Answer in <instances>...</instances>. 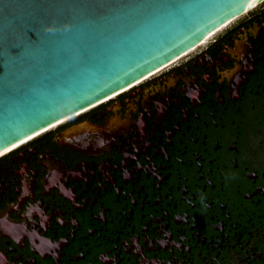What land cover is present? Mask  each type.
<instances>
[{
  "label": "flooded vegetation",
  "instance_id": "af4514ba",
  "mask_svg": "<svg viewBox=\"0 0 264 264\" xmlns=\"http://www.w3.org/2000/svg\"><path fill=\"white\" fill-rule=\"evenodd\" d=\"M151 262L264 264V0L0 157V264Z\"/></svg>",
  "mask_w": 264,
  "mask_h": 264
},
{
  "label": "water",
  "instance_id": "95a60500",
  "mask_svg": "<svg viewBox=\"0 0 264 264\" xmlns=\"http://www.w3.org/2000/svg\"><path fill=\"white\" fill-rule=\"evenodd\" d=\"M255 1L0 0V153L134 87Z\"/></svg>",
  "mask_w": 264,
  "mask_h": 264
},
{
  "label": "bare ground",
  "instance_id": "6f19581e",
  "mask_svg": "<svg viewBox=\"0 0 264 264\" xmlns=\"http://www.w3.org/2000/svg\"><path fill=\"white\" fill-rule=\"evenodd\" d=\"M261 1H262V0H257V1H255V2H253V3L251 4V6H247V7H245V8L243 9V12L245 13V12H247L248 10L252 9L254 6H256L257 4H259ZM225 26H227V25H225ZM225 26H224V27H225ZM224 27H222V28L219 29L218 31H216V32H214V33H212V34H210V35L207 36L205 39H203L201 45H202V44H205L210 38H212L216 33H218V32H219L220 30H222ZM175 62H176V61H175ZM173 63H174V62H173ZM173 63H171V64H173ZM171 64H170V65H171ZM170 65H168V66H170ZM168 66H166V67H164V68H162V69H159L158 71H156V72H154V73H152V74L146 76L142 81L146 80L147 78H150L151 76L155 75V74L158 73V72H161V70L163 71V69H166ZM142 81H140V82H142ZM140 82H138V83H140ZM138 83H136L135 85H137ZM133 86H134V85H133ZM130 88H132V87H128V88H126L125 90L120 91V92H118V93H116V94H114V95H112V96H110V97H108V98H106V99H104V100H102V101H100V102L94 104L93 106H90V107H88V108H86V109H84V110H82V111H80V112H78V113H76V114H74V115H71V116H69V117H66V118H64V119H62V120H60V121L54 123L53 125L47 127L46 129H44V130H42V131L36 133L35 135L30 136V137H28V138H26V139H24V140H22V141L16 143L15 145H13V146H11V147L5 149L4 151H2V152L0 153V157L3 156V155H5V154H7V153L10 152L11 150H13V149H15V148H17V147L23 145L24 143H26V142H28V141L34 139L35 137H37V136H39V135H41V134H43V133H45V132H47V131H49V130L55 128L56 126H58V125H60V124H63V123H65V122H67V121L70 120L71 118H74L75 116H77V115H79V114L85 113V112L89 111L90 109H92V108L98 106L99 104L104 103V102H106V101L112 99L113 97H115V96L121 94V92H125V91L129 90Z\"/></svg>",
  "mask_w": 264,
  "mask_h": 264
}]
</instances>
